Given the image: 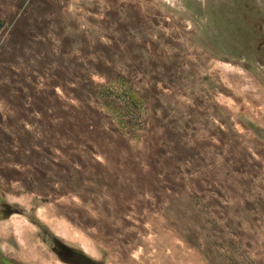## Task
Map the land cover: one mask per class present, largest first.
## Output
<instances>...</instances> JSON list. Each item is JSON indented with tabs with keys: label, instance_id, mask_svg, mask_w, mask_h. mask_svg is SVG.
<instances>
[{
	"label": "rangeland",
	"instance_id": "374dc122",
	"mask_svg": "<svg viewBox=\"0 0 264 264\" xmlns=\"http://www.w3.org/2000/svg\"><path fill=\"white\" fill-rule=\"evenodd\" d=\"M264 264V0H0V264Z\"/></svg>",
	"mask_w": 264,
	"mask_h": 264
},
{
	"label": "water",
	"instance_id": "95a60500",
	"mask_svg": "<svg viewBox=\"0 0 264 264\" xmlns=\"http://www.w3.org/2000/svg\"><path fill=\"white\" fill-rule=\"evenodd\" d=\"M67 261L69 263L76 262L77 264H95L94 262L82 255H72L71 258H69Z\"/></svg>",
	"mask_w": 264,
	"mask_h": 264
}]
</instances>
